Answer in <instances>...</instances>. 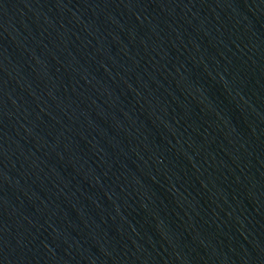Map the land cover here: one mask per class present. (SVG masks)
<instances>
[{
	"label": "water",
	"instance_id": "95a60500",
	"mask_svg": "<svg viewBox=\"0 0 264 264\" xmlns=\"http://www.w3.org/2000/svg\"><path fill=\"white\" fill-rule=\"evenodd\" d=\"M0 264H264V0H0Z\"/></svg>",
	"mask_w": 264,
	"mask_h": 264
}]
</instances>
